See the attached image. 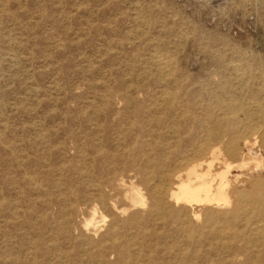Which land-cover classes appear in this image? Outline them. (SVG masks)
I'll list each match as a JSON object with an SVG mask.
<instances>
[{"label": "rangeland", "instance_id": "obj_1", "mask_svg": "<svg viewBox=\"0 0 264 264\" xmlns=\"http://www.w3.org/2000/svg\"><path fill=\"white\" fill-rule=\"evenodd\" d=\"M259 107L264 0H0V264H264V238L151 191L225 121L260 132ZM254 154L231 181L264 179Z\"/></svg>", "mask_w": 264, "mask_h": 264}, {"label": "bare ground", "instance_id": "obj_2", "mask_svg": "<svg viewBox=\"0 0 264 264\" xmlns=\"http://www.w3.org/2000/svg\"><path fill=\"white\" fill-rule=\"evenodd\" d=\"M161 60L163 61V59ZM162 66L166 68L168 63L164 60ZM170 100L172 101V98ZM256 111L258 112H256L255 119H258L264 124V107H259ZM223 124H226V126ZM223 124L226 128H221V130L211 133L218 140L216 144L212 143L211 146H203L202 144L203 147L200 146L195 149V152H193L194 155L191 158L185 157L186 154L184 152L176 160L174 167H172L173 170L166 171L164 174L162 173L163 176L160 181L164 182L165 185L154 186L151 190L155 196V205L159 206L162 212L165 211L167 203L174 208L180 207L181 205L180 208H183V210H185V206L190 210L193 207H202L199 215L194 214L196 219L202 217L204 225L201 229H205L208 225L210 226L207 229H210L211 224H218L217 226L219 227L214 228L216 238L222 241L233 238H237L241 242L246 240L247 243L244 244H250L253 249L257 250V252L259 250L260 252L263 247H260L259 240L264 238V226L260 222H257V215L260 212H264V179H255L251 174H241L234 176L231 181L229 175L232 169L243 170L247 166L237 161L238 151L249 154L253 144L259 145L264 151V128L260 132L251 128L241 129L237 132H231L232 134L229 135L233 123L225 121ZM222 132L229 135V139L225 143L223 150H220L218 145L221 143L219 138ZM251 140H253V144H251ZM221 151H223L222 158L226 157L228 162H225L224 169L216 174L218 182L216 185H213L215 179L211 175V167L213 168V163L219 160L218 156L222 155ZM254 155L255 170L264 172V163H262L264 156H260L261 154ZM204 163L206 164V169L202 168V164ZM184 172L185 175L183 174ZM232 184L233 188H231ZM171 213L176 214L175 210ZM242 220L250 221V226L246 224L248 235L247 233L244 234L243 231H238V227L233 228L228 224L239 223ZM184 228L185 232H189L192 227L187 225ZM209 233L212 236V232L209 231ZM246 254L249 253L246 252Z\"/></svg>", "mask_w": 264, "mask_h": 264}]
</instances>
